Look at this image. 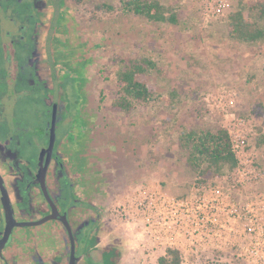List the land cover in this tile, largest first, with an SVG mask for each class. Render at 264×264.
I'll use <instances>...</instances> for the list:
<instances>
[{
  "label": "rangeland",
  "instance_id": "rangeland-1",
  "mask_svg": "<svg viewBox=\"0 0 264 264\" xmlns=\"http://www.w3.org/2000/svg\"><path fill=\"white\" fill-rule=\"evenodd\" d=\"M127 1L66 0L68 8L58 27L61 40L53 45L55 60L62 70L63 112H67L58 121L56 149L68 167L75 169L73 178L77 184L98 187L105 172L109 182L104 191L110 194L104 192L97 197L100 206L146 184L159 185L181 198L192 197L197 181L205 179L200 170L207 164L200 163L199 170L190 166L189 149L181 140L183 134L190 129L215 130L239 117L250 122L248 128L255 136V150L264 168V145L257 140V128L264 124V40L247 43L232 39L228 29L230 13L208 18L204 15V0H160L169 8V14H177V24L124 13ZM232 1L231 11L238 4V0ZM36 9L28 6L24 18L33 23ZM246 14L250 20L257 18L250 9ZM144 56L160 66V72L154 69L148 75V82L155 95L162 97L136 107L126 113L127 120H120L114 117L116 111L112 108L120 61ZM29 71L21 75L23 80H33ZM39 86L42 87H27L29 91L18 101L15 113L26 117L34 130L37 125L41 127L43 148L51 120V91L44 86L42 92ZM227 97L233 98L235 105L225 111ZM112 133L115 141L109 139ZM106 143L112 148L99 151V145L104 147ZM112 153L115 155L111 158ZM103 166L107 170H102ZM215 172L212 168L207 177ZM103 209L106 213L107 208ZM35 210L24 218L19 215V219L38 217ZM122 224L105 217L102 225L110 241L102 242L120 250L124 258H118V264H139L133 254L137 227ZM61 226L58 220H49L38 226L17 227L13 244L27 247L24 256L31 264L38 255L43 257L41 264H60L62 255L50 260L37 247L41 238L54 241V232ZM17 250L18 256L22 255ZM96 258L101 262L98 252Z\"/></svg>",
  "mask_w": 264,
  "mask_h": 264
},
{
  "label": "flooded vegetation",
  "instance_id": "flooded-vegetation-1",
  "mask_svg": "<svg viewBox=\"0 0 264 264\" xmlns=\"http://www.w3.org/2000/svg\"><path fill=\"white\" fill-rule=\"evenodd\" d=\"M28 6L37 8L33 23L32 19L24 18ZM66 8H68L66 0H59V16L50 45L55 67L53 71L47 45L56 15L53 0H0V239L4 237L10 214L19 221H27L20 220L19 215L24 218L32 209L37 208L40 211L35 210L38 217L30 220L33 221L52 213V208L39 184L38 170L44 165L50 142L56 75L59 95L56 105V141L47 174L48 189L60 215L66 216L71 228L76 256L80 257L77 264H103L104 252L108 248H100L99 236L104 230L102 224L106 213L90 198H83V186L74 180L73 171L61 156V152L56 149L58 121L66 116L67 112L65 114L63 112L62 70L55 60L53 45L55 41L61 40L62 35L58 32V27L63 12L66 13ZM17 15L24 20H20ZM18 48L21 53L19 51L17 53ZM22 52H26L27 55ZM28 70H30L29 75L33 76H31L32 81H28L27 78L23 80L21 76ZM31 82L42 85L39 86L42 92L44 86L51 91L49 98L51 120L46 132L48 141L45 140L46 145H43V148H41V136L44 135L41 134V127L37 125L34 130L28 126L26 117L17 116L15 113L18 101L29 91L27 87L32 85ZM64 138L63 135L61 140ZM51 172H53L52 177H50ZM54 220H58L63 227L59 229L66 248L61 255L69 264L72 244L68 226L61 218ZM14 241L15 230L10 242L2 250L0 249V264H17L19 256ZM97 252L101 255V262L96 258ZM32 254L38 255L35 251ZM36 258L37 261L33 264H41L43 257L38 255Z\"/></svg>",
  "mask_w": 264,
  "mask_h": 264
},
{
  "label": "built area",
  "instance_id": "built-area-1",
  "mask_svg": "<svg viewBox=\"0 0 264 264\" xmlns=\"http://www.w3.org/2000/svg\"><path fill=\"white\" fill-rule=\"evenodd\" d=\"M203 5L212 18L228 15L233 1ZM234 105L227 97L225 111ZM249 126L243 117L223 126L236 165L197 181L194 196L181 198L146 184L107 207V220L137 227L139 264H160L168 248L181 253L182 264H264V168Z\"/></svg>",
  "mask_w": 264,
  "mask_h": 264
},
{
  "label": "trees",
  "instance_id": "trees-1",
  "mask_svg": "<svg viewBox=\"0 0 264 264\" xmlns=\"http://www.w3.org/2000/svg\"><path fill=\"white\" fill-rule=\"evenodd\" d=\"M256 12V20H250L246 10ZM124 13L144 16L157 22L178 23L176 13L169 14V8L160 0H128L123 6ZM264 0H238L235 10L229 14V36L247 43H257L264 40ZM161 69L149 56L124 58L120 61L117 71L116 95L112 102L115 111L130 113L138 106L148 103L161 95H155L148 82V75L153 70ZM184 147L189 149L188 162L195 170L200 169V163L206 162L207 167L200 170L203 178L212 174V168L217 172H225L236 165L232 152L230 136L226 128L220 126L215 130L190 129L182 136ZM259 145H264V124L257 128ZM121 252L118 248H108L104 252V264H118ZM169 255L172 259L169 260ZM183 258L178 250L168 248L160 258V264H182Z\"/></svg>",
  "mask_w": 264,
  "mask_h": 264
},
{
  "label": "water",
  "instance_id": "water-1",
  "mask_svg": "<svg viewBox=\"0 0 264 264\" xmlns=\"http://www.w3.org/2000/svg\"><path fill=\"white\" fill-rule=\"evenodd\" d=\"M53 3L55 5L56 15H55L51 30L49 32L47 45H48V53H49V57H50V61H51V66H52L53 71H55L53 59L51 56L50 45H51V37H52L53 31L55 28V24H56L58 16H59V0H53ZM55 84H56V87H55V104H54V111H53L52 126H51V130H50V132H51L50 133V142H49V147L47 150L46 160H45L44 165L42 166L40 173H39V176H40L39 184H40L41 190L44 194V197L47 199L48 203L50 204V206L52 208V213L44 216L43 218H41L39 220H33V221H19L12 214H10L9 217L7 218V226H6V229L4 232V237L2 239H0V249L2 250L10 242L12 235H13V232L17 227L38 226V225H41V224H43L49 220L61 218V220L68 226L69 234H70V238H71L72 246H71L69 264H77L80 257L76 256L75 240H74L71 228L68 224L66 216L60 215L58 207H57L54 199L52 198V196L50 194V191L48 189V184H47V174H48V170H49V167L51 164L52 154L54 151V145H55V141H56V105H57L58 96H59L58 95V85H57L56 75H55Z\"/></svg>",
  "mask_w": 264,
  "mask_h": 264
},
{
  "label": "crops",
  "instance_id": "crops-1",
  "mask_svg": "<svg viewBox=\"0 0 264 264\" xmlns=\"http://www.w3.org/2000/svg\"><path fill=\"white\" fill-rule=\"evenodd\" d=\"M246 12H247V10H246ZM152 22H154V21H152ZM157 22V21H156ZM262 25H264V23H262ZM160 67V66H159ZM115 113V115H114V117H117V118H119L120 120L121 119H125V120H127V114L126 113H124V112H121V111H116V112H114ZM101 115H102V113H101ZM103 117H104V115H103ZM109 121V120H108ZM111 135H113V133L112 134H110L109 135V139H110V137L112 138V140H116V138H113V136H111ZM111 140V139H110ZM119 142V141H118ZM105 146L104 147H102V145H99V147H98V149H99V151H107L108 149H110V148H112V144H104ZM115 155V153H112L111 154V158L113 157ZM74 167V166H73ZM72 171H73V174H74V170L75 169H71ZM102 170H107V168L105 167V166H103L102 167ZM110 172V171H109ZM109 174H112V173H109ZM107 176V174L105 173V172H103V174L101 175V177H100V183L101 184H99V186L98 187H96V184H94V185H86V184H84V186H83V188H84V190H83V198H90V200L94 203V204H97L96 203V200H100L99 198H97V197H101L102 196V194H104L105 195V193L104 192H106L107 194L109 193L110 194V192H108L107 191V189H105V191H104V188L106 187V185L108 184V182H109V177H106ZM120 197H122V196H120ZM110 201V200H109ZM108 200H106L105 201V203L104 204H102V208H107L111 203H108L109 202ZM108 203V204H107ZM104 210V209H103ZM81 211V210H80ZM82 212V211H81ZM83 214H84V212H82ZM86 214V213H85ZM126 225H131V224H128V223H125V224H122V226H126ZM55 236H54V241H50V240H48V238H41V239H39L38 241H39V243H38V250H39V252H41L42 254H44L46 257H48V259H55V258H57L56 256H59V255H61L62 254V252L64 251V249L66 248L65 246V242L63 241V239H62V237H61V234H60V229L57 227V229L55 230ZM137 237V238H136ZM137 239V241H136V243L134 244V247H135V252L133 253V254H135L136 253V255H137V257H138V260H140V248H139V238H140V236H139V234H138V231L136 232V235H134V239ZM99 239H101L100 241H99V243H100V247H101V245H103L104 247H106V248H110L108 245H104L103 244V242L102 241H105V240H107V241H110V236H109V233H107L105 230H103L101 233H100V236H99ZM102 243V244H101ZM110 243V242H109ZM21 244V243H20ZM102 246V247H103ZM15 248H19V250H20V252L22 253V255H20L19 256V259H18V262H17V264H31L30 262H29V260L28 259H26V258H28V257H26V256H24V252L27 250V247H25L24 245H16L15 246ZM104 249V248H103ZM18 251V250H17ZM17 256H18V254H17ZM55 256V257H54ZM63 259H61V260H63V262L62 263H60V264H67V259L64 257V256H61ZM123 257V256H122ZM122 257H121V255H120V259H122ZM124 258V257H123ZM119 259V260H120ZM60 261V260H59ZM57 263H58V261H57ZM44 264H48V262H44Z\"/></svg>",
  "mask_w": 264,
  "mask_h": 264
}]
</instances>
